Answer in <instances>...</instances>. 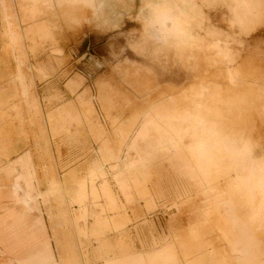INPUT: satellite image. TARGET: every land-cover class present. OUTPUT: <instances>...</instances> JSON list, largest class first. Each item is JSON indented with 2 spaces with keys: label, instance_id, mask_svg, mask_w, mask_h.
Segmentation results:
<instances>
[{
  "label": "rangeland",
  "instance_id": "374dc122",
  "mask_svg": "<svg viewBox=\"0 0 264 264\" xmlns=\"http://www.w3.org/2000/svg\"><path fill=\"white\" fill-rule=\"evenodd\" d=\"M12 1L15 4L16 0H10L11 5L9 2L3 4V0H0V12L1 9H9L12 14L9 13L8 19L20 21L15 14L16 4ZM175 1L180 5L179 8L175 7ZM260 2L264 4V0L253 1L254 4ZM237 3L235 0H97L98 5L95 8L78 4H58L55 1L53 12L50 9L49 16L37 17L36 20L32 17L23 19V35L29 55L28 63H24L21 70L27 76L26 82L30 84L32 91L34 88L37 93L45 126L40 122L41 116L38 117L36 112H32L31 101H21L22 97L16 94L14 73L0 72V98L4 101L0 103V175L15 167L21 157L29 160L34 172L40 191V201L33 200L34 208L46 217L54 249L50 247L52 257L39 254L29 261L31 264H63L67 260L66 245L74 244L76 247L78 243L82 245V242L85 258L92 259L91 264H103L92 256L100 245L112 241L120 242L121 235L117 234L116 230L115 233L113 228L123 213L112 209L110 200L100 189L103 180H91V165L97 162L101 167L104 166V171L109 172L115 163V150L118 148L116 145L121 137L116 132L117 127L126 126L136 115H155L156 110L153 108L157 106L158 100H162V104L157 106V110L159 108L160 116L164 118L177 113L203 114L210 120L208 122L214 120L220 124L230 116L236 117V120L239 118L240 122L235 121L238 127H235L234 131L229 128L225 129V132L223 129L221 131L230 136L234 133L236 138H250L257 159L264 158V17L254 21ZM164 4H169L174 15L177 13L176 16L180 18L187 15L183 32L153 29L146 26L145 21L141 19L142 10L144 16L151 19L154 16L153 8ZM5 5H10V8H5ZM149 5L153 7H147ZM3 19L4 15L2 18L0 13L2 63L3 60L8 61L2 54ZM242 21L246 22V28H243ZM12 25L15 26V23L12 22ZM37 26L44 27V31L36 29ZM47 27L55 29L56 41L46 38ZM14 33H11L12 40H17L15 37H19V34ZM56 43H59V46H56ZM56 47L63 49V53H55ZM228 68L235 74L231 82L226 75ZM39 69H43L47 77L42 78L35 74ZM72 82L81 85L73 91L69 88ZM99 84L105 86L106 91L113 95L112 99L109 94L106 95V99L108 95L109 97L105 105L108 106L109 102V108L99 99L101 90L102 95L104 94ZM232 87L234 94L223 93ZM201 89H204L205 97L209 99L208 106L204 104L205 108L197 103V92ZM87 91L89 95L86 94ZM88 102L94 103L95 118H87L84 107ZM172 104L177 106V111H173ZM25 105H29V108L26 109ZM16 107H20V119L23 117V121L20 120L22 131L19 118H16ZM33 119L39 122L32 127L29 126V121ZM97 122L111 134H99L95 129ZM139 124L141 123H135L136 127ZM42 129L46 130L50 144L46 154L47 148L44 145H36ZM229 130L233 133L230 134ZM106 137L111 138L108 144L103 139ZM193 143L190 139L183 141L184 149L179 151L180 155L187 153ZM138 144L143 151L147 150L142 141ZM14 147L18 148V153L9 154ZM153 148L151 146L155 159L149 160L148 166L152 175L146 185L153 190L157 198L166 197L157 201L153 211L145 210L142 201L136 203L137 212L140 211L143 218L149 219L153 224V234L149 231L151 227L143 228L140 221H133L129 223L130 226L123 222L121 228H126L133 237L132 241L126 243L136 253L137 264H151L147 261V253L168 245L175 246L177 262L184 264L178 248L182 241L181 236L186 233L188 219L190 216L202 217L212 202L210 199L202 200L197 197L196 184L199 183L202 187L203 182L199 177H196L199 180L194 181L191 175H186L187 169L193 170L190 162L187 163L188 161L183 159H166L165 155ZM129 153L132 157H137L133 151ZM47 154L51 161L45 157ZM135 161L138 163L139 160ZM51 171L59 177L61 190L44 203L41 196L49 187V181L53 179ZM112 179L110 184L115 198L120 205H126V196ZM93 187L98 190L97 194L92 191ZM134 191L132 189V193ZM63 199L69 202L68 205ZM184 199L188 201L184 209L173 205ZM71 201H76V204L70 206ZM68 208L75 213L73 223L62 222L61 214ZM129 210L128 214L132 213V210ZM129 216L132 217L133 214ZM252 216V208L241 205L238 209L239 219L250 227L247 233H255V243L262 256L264 219L258 218V223L248 224L249 220L246 219ZM215 217L216 215L210 212L206 226L200 227L196 232L197 235L205 233L206 239L204 236L198 237L196 241L194 239V243L203 239L202 242L214 243L216 246V253L213 250L206 251L209 255L206 263L247 264L236 252L232 238L228 239L229 234L219 229ZM99 224L105 228L110 227L111 231L95 234V228ZM137 231H143L142 236ZM79 233L82 235L78 236ZM118 249L114 250L113 254L116 251L114 255L121 256L123 248ZM163 259L157 256L150 261L154 264H165L167 258ZM173 259L168 257L170 261H166L167 264H174L171 263L174 262Z\"/></svg>",
  "mask_w": 264,
  "mask_h": 264
},
{
  "label": "bare ground",
  "instance_id": "6f19581e",
  "mask_svg": "<svg viewBox=\"0 0 264 264\" xmlns=\"http://www.w3.org/2000/svg\"><path fill=\"white\" fill-rule=\"evenodd\" d=\"M6 1L7 0H3V4L4 3L6 4L8 2L10 4V0L8 2H6ZM16 1H17V4L20 6L19 9H20L21 14L23 16V19L26 17L27 18L32 17L35 20L37 17L41 18L43 16H49L50 9L52 11V9L54 8L55 1L58 2V4H67V5L78 4V5H83L85 7H95V8L98 5L97 0H16ZM192 1H194V0H192ZM235 1L238 2L237 3L238 7L241 9H244L247 12V14L250 15L251 18H253L254 21L257 22V21L261 20L262 17H264V4L262 2L254 4L253 3L254 0H235ZM12 3H13V1H12ZM174 5L177 8L180 7V5L176 1L174 2ZM13 6H11V8ZM159 7L163 8L167 14H170L171 21L167 23V26L164 29H161L158 26L157 27H151V28L161 30V31H176V32H183L185 30L184 25L187 23V21H186V19L188 18L187 15L183 18L176 16L177 13H176V15H174V13L171 9V6L169 4H164V5L159 6ZM2 12L4 15V19H3L4 38H3V41L1 44L2 45V51H3L2 54L8 61H10V62L12 61L16 65L15 66L17 68L16 78H15L16 86H17L16 94L22 97L21 101H23V100H24V102L25 101L26 102L31 101L30 107L33 110L32 112H36L38 114V117L41 116V118H42L43 116L40 113L41 111L39 109V102H38L37 93H35L36 91L34 88L32 91L31 87L29 86L30 84H28L26 82L27 76H25L24 73L21 74V72H20L22 69L21 64L23 65L24 63H28L27 61H28V55H29L28 54V47L26 48L27 45H26L25 38L23 35L24 31H23L21 22L18 19H17V21H13L11 19H8V16H10L9 9H7V10L2 9ZM7 12H8V14H7ZM16 17L18 18V15ZM18 21H19V23H18ZM73 21L76 22L77 20H73ZM12 22L15 23V26L12 25ZM243 23H244L243 28H246V22L242 21V24ZM73 24H74V22H73ZM38 26L36 29L39 28V30L44 31V29H45L44 27L40 28ZM46 29H47L46 33H45L46 38H48V39L52 38L53 40L56 41V39H54L55 29H53V28L51 29L49 27H47ZM33 30H35V29H33ZM10 32L11 33L15 32L14 34L18 33L19 34V40L18 39L12 40ZM13 42H15V43H13ZM57 45L59 46V43H56V46ZM15 46L18 48L17 54L15 53V51H13ZM55 53L62 54L63 49L56 47ZM27 70L29 71L28 67H27ZM35 72H36V70H35ZM13 73H15V71ZM35 74L40 75V77H42V78L45 76L47 77V75L43 69L37 70V72ZM226 75H227V79L229 80V82H231L233 80L235 74L232 72V70L230 68H228L226 71ZM24 82H25V85H24ZM78 86H79L78 83L72 82V83H70L69 88L74 91V89H76ZM100 86L103 88L104 94L102 95V90H101L100 91L101 95H99V99L105 105L107 102V99L110 95L109 94L110 92L108 91L109 92L108 93L106 91L105 86H103V85H100ZM161 93L162 92H160V94ZM223 93L234 94L233 87L231 90H225ZM16 94H15V96H16ZM86 94L89 95L88 91L86 92ZM107 94H109V95L106 99ZM111 95H110V98L112 99ZM162 96H165V95H162ZM27 97L33 98V100L32 99L29 100ZM197 98H198V102H197L198 104L204 105L206 103L208 106L209 99H206L205 94H204V89H201L197 92ZM90 102H88L86 104V106L84 107V111L87 114V118H89V117L95 118V116H94L95 115V108L93 107L94 103L92 104ZM25 104H27V103H25ZM109 104L110 103L108 102V106L111 107ZM160 104H162V100H160V102L158 100L156 105L158 106ZM25 106L27 107L26 109L29 108V105H25ZM105 106H107V105H105ZM157 106L153 108L154 110H156L155 115H151V114L150 115H147V114L146 115H136V117L134 116L135 118L131 119V121L126 126H119V128L117 127L118 130L116 132H118L121 137L117 142L118 145H116L118 148L116 150L114 149L116 152L115 153V163L113 164V168L109 172L104 171L105 170L104 166L102 165V167H101L100 164L97 162H95L91 165V180L95 181V179H97V178H101L103 180L102 186L100 187V189H102V191L107 195L108 199L111 202L110 204L113 207L112 209L118 211L119 213H123V215L117 219L115 226H114L115 228H113L114 232L116 230L117 234L120 233V235H121L120 242L119 241H112V242H108V243H104V244L100 245L99 247L96 248L92 257H94L97 262H102L103 264H137L138 263L136 253L134 252L133 248L131 246H129V244L126 243V241H132L133 237H132L130 232H127L128 230H125L126 228H124V227L121 228V227L123 226V222L127 226V224L132 223L133 221H136V222L140 221V222H142L141 226L143 228L147 229V228L151 227V230H149L150 228L148 230L153 234V228H152L153 224L150 222L149 219H147V218L144 219L143 214L140 211L137 212L138 207L136 205V203L142 201L144 203V207L146 208L145 210L153 211V207H154V206L152 207V203L154 202L153 195H152L153 190L150 189L149 186L147 187V185H146L148 183V181L151 180V175H152V174L150 175V173L148 171L149 160L155 159L154 158L155 153L151 152V146H153L154 147L153 149H155L156 152H161V155H163V156L165 155L166 159H174V160L175 159L176 160L183 159L185 161H188L187 163L190 162L191 165L193 166L192 167L193 170L189 169L190 171H188V169H187L186 175H191L192 179L194 181H197L196 179H198V178H196V177H199L200 181L203 182L202 187H200L199 183H198V185L196 184L197 190L194 189L193 186H191V188L197 191L198 194L196 193V191H195V193L198 195L197 196L198 198H201L202 200H207V199L209 200L210 199L212 202L211 207L204 211L202 217L201 216L200 217L199 216H190V218L188 219V226L186 227V233H185V235L181 236L182 241L180 242V245H179L180 248H178L180 251V254L182 256V259H183L182 261L184 262V264H207L206 258H208L209 255L207 254L206 251L207 250H213L216 253L215 248H214L216 246H214V243L210 244V243H206L205 241L202 242L203 239L201 240V242H195L194 243V239L196 241V239L198 237L204 236L205 237L204 239H206L205 233H203L202 235H199L200 234L199 233L197 235L196 232H198L197 230L200 227L206 226V223L208 220V214L210 212H212V214L216 215V217H215L216 220L214 219L215 223H217L220 226L219 229L221 231H226L229 234L230 237L228 236V239L232 238V243L234 244L236 252L244 258V261L247 264H263L264 259H262V257H264V253H262V256H260L259 249L257 248L258 245L255 243V233H252V232L247 233V231L249 230L250 227H247L248 225L242 219H239V217H238V209L241 208V205H246V207L253 209V216L250 217V219H246V220H249L248 224L258 223V221H259L258 218H260L261 220L264 219V203H262L261 197L256 193H252L250 191L245 190L244 186H243V182L245 180H247L249 178V176L251 175V169L249 166V162L251 160H259V159H257V157L255 156L253 142L250 140V138H248L249 140L243 139L241 137L238 138L239 136L236 138L234 136V133L230 132V130H229L230 134L233 133V134H231V136L228 134H225L221 131L222 129H223V131L225 129L227 130V128L232 129V131H234L233 129H235V127H238L236 122L237 121L240 122L239 118H237L238 120H236V117L234 118L233 116L232 117L230 116L227 121H223L221 124H220V122H217L214 120L211 122H208L210 120H208V117L206 115H203V114H194L193 115L192 113H184V114L177 113L174 116L164 118V117L160 116L161 113L159 111V108L157 110ZM171 108L173 109V111H177L176 105L172 104ZM204 108H205V105H204ZM14 110H16V112H15L16 118L17 119L19 118L18 122L21 123V125H20V123H19V125H20V131H22L21 127H22V121H23L22 118L23 117L20 119V116H21L20 107H16V109H14ZM10 111H12V110L10 109ZM203 111H205V110L203 109ZM12 114H13V112H12ZM2 117H4V116H1V118ZM51 118L53 119V117H51ZM240 118H242V117H240ZM20 120H22V121H20ZM54 120H53V122H54ZM37 121H36V119L29 121V126L33 127L34 124H37L36 123ZM40 122H42L41 124L43 126H45V123H44L45 121H43V118L40 120ZM139 122L141 124H139L136 127L135 123H139ZM10 124H11V122H10ZM24 125H25V123H24ZM208 128L213 129L218 135L215 137V139L212 141V144H211V149H210L211 162L208 164H202L196 158H194L193 149H195L198 144L203 142V140L205 139V137L203 135L204 130L208 129ZM95 129L102 136L107 135V134H111L110 132L107 133L106 132L107 130H104L105 128L104 129L101 128L99 123H98L97 127H95ZM58 131H60V130H58ZM39 133H40L39 135H41V137H37L39 142H37L36 145L38 147L41 144L44 145L47 148V149L45 148L46 149L45 154H46L47 151H49L48 149L50 147L49 146L50 144L48 141L49 140L48 134H47L45 129H42L41 132H39ZM57 133H59V132H57ZM118 133H116V134H118ZM240 134H241V132H240ZM235 135L236 136L238 135V133L236 131H235ZM112 136H113V134H112ZM243 136L244 135H242V137ZM37 138H36V140H37ZM109 138L110 137L103 138L104 141L106 142V144H108L110 142ZM112 138H114V136ZM186 139H190L194 143H193V146L191 148L187 149L188 152L181 154L182 155L181 156L179 151H182L184 149L183 148V141H185ZM244 140H245V142H244ZM6 141L8 142V140H6ZM139 141H142L143 144L147 147L146 151H143L141 146L138 144ZM13 149L14 150H11V153H9V154H17L18 153L17 147H14ZM129 151H133L135 153L134 155H136L137 157H135V158L132 157L131 154L129 153ZM51 152H50V157H51ZM175 152L178 153L179 155L176 154ZM47 155L48 156H45V157L50 158L49 154H47ZM136 159L139 160L138 163L135 161ZM49 161H51V158ZM52 168H54V167L52 166ZM48 169H50V168H48ZM14 171L18 172V169L14 168ZM48 172H50V171H48ZM193 172H195V174H193ZM51 173H49V174H51V176L53 175V177H51L53 179L49 178V179H51V181H49V187L46 189V192L44 194H42V196H41L42 202H44V203L48 202L49 198L56 196L61 190V187H60L61 181H59V177L57 175L55 176L56 173L54 174L53 171H51ZM32 175L34 176V174H32ZM208 176L211 178H209ZM111 178H113L112 180H114L117 183L119 188L122 190V192L126 196V199H127L126 205H120L118 203V200L115 198L114 192L111 190V184H110ZM12 184H13L12 180L3 177V175H0V186L12 185ZM18 188L20 189V187H18ZM134 188H135V191H134ZM132 189H133L134 193H132ZM92 191L94 192V194L98 193V190L95 189L94 187L92 188ZM190 192H191V190H190ZM10 193H12V192H10ZM187 194H188V192H187ZM195 196L196 195H194V197ZM185 197H186V193H185ZM81 198H83V197H81ZM29 200H30V198H29ZM63 202L67 203L68 201L63 199ZM68 203H67V205H68ZM73 204H76V201L70 202V206ZM28 205H29L28 208L26 206V208H27L26 213L27 214H30L35 218L36 217L42 218L43 213L41 211H39L38 209L34 208L35 204L33 203V200L30 201V204H28ZM173 205L175 207L177 206L178 208H182V206L188 205V201L186 199H184L179 203L178 202L174 203ZM63 206H64V204H63ZM51 209H53V208L51 207ZM129 209L132 210V213H129V214H131V215L133 214V216H132L133 218L130 217L128 214ZM61 217L63 218V219L61 218L62 222L73 223L75 220V213H73L71 211V209L68 208L61 214ZM184 217H185V215H184ZM50 220H52V219H50ZM129 226H130V224H129ZM117 228H119L120 230L118 231ZM171 228H172V230L174 229L173 227H171ZM95 230L96 231H94V233L97 235L104 233L106 230L111 231L110 227L105 228L103 225L100 226V224H99V226H97L95 228ZM137 232H138V234H140L142 236L143 231H137ZM81 235H82V233H79L78 236H81ZM151 237H153V236L151 235ZM152 239H154V238H152ZM174 239L177 240L176 238H174ZM192 241H193V243H192ZM197 241H199V240H197ZM153 242H154V240H153ZM81 244L82 245H80V243H78V245H76V247L74 244H71L72 246L66 245L67 251L65 254L67 256V260L64 261L63 264H91L92 259L87 258V257L85 258V254H83V250H84L83 242ZM130 244H131V242H130ZM155 246H156V244H155ZM46 248H48V247H46ZM117 248H119L121 250L123 248V250H122L123 253L121 254V256H119L118 254H117L118 256L114 255L116 253V251L113 254V251L116 250ZM175 251H176V249H175L174 245H173V247L170 245H168L166 247L162 246L160 250L159 249L154 250V251L152 250V252L147 253V255H146L147 261L150 262L151 264H154L150 260H152L154 257L158 256V258L161 257L162 259L167 258L165 260V264H167L166 261H170V260H168V257H171V258L173 257L174 262H171V263L181 264V263L177 262V257L175 255V253H176ZM117 253H119V251H117ZM39 254H45L48 257L53 256V253H52L50 247L44 251H41ZM155 263H158V262H155ZM27 264H31V263L28 262ZM163 264H164V262H163Z\"/></svg>",
  "mask_w": 264,
  "mask_h": 264
},
{
  "label": "crops",
  "instance_id": "0c3cea01",
  "mask_svg": "<svg viewBox=\"0 0 264 264\" xmlns=\"http://www.w3.org/2000/svg\"><path fill=\"white\" fill-rule=\"evenodd\" d=\"M15 4L16 14L22 25L23 16L21 11H19L20 6L17 4V1ZM6 7H10V5H5ZM9 13L12 14L11 11ZM1 16L3 18V13ZM15 38L18 39V35ZM13 51H15V48ZM17 52L18 48L15 53L17 54ZM3 61L4 63L0 62V72L9 71L13 73L15 71L13 74L15 79L17 68L13 65L14 63L11 61L8 64V61ZM21 66L23 65L21 64ZM20 72L21 74L23 73L22 70ZM78 85L80 86L81 84L78 83ZM0 103H4L2 97L0 98ZM14 168H17L18 172L14 171ZM32 172L29 160L21 157L16 162L15 167L1 174L3 177L12 180L13 184L0 186V264H27L37 257L41 251L49 247L54 249L49 227L46 224V217L35 218L26 213L30 201H40V191L34 179L35 175H32L34 172ZM163 194L165 195V193ZM152 195L154 200L152 207L154 206L153 209H155L157 201L166 196L160 195L164 197L157 198L153 193ZM186 206H182L183 209Z\"/></svg>",
  "mask_w": 264,
  "mask_h": 264
},
{
  "label": "clouds",
  "instance_id": "9594fccd",
  "mask_svg": "<svg viewBox=\"0 0 264 264\" xmlns=\"http://www.w3.org/2000/svg\"><path fill=\"white\" fill-rule=\"evenodd\" d=\"M152 8L153 6H147ZM154 16L152 19H148L144 16V11L141 12V19L145 21L146 26L159 27L161 29L166 28L167 23L171 21L170 14H167L163 8H153ZM119 25H116L118 27ZM205 139L193 149L194 158H196L202 164H208L211 162L210 149L212 141L218 135L213 129L208 128L203 133ZM251 169V175L247 180L243 182L244 189L252 193H256L261 197L262 203H264V158L260 160H251L249 162Z\"/></svg>",
  "mask_w": 264,
  "mask_h": 264
}]
</instances>
